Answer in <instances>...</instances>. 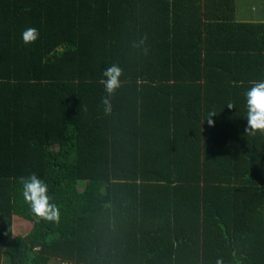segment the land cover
Segmentation results:
<instances>
[{"label": "trees", "instance_id": "obj_1", "mask_svg": "<svg viewBox=\"0 0 264 264\" xmlns=\"http://www.w3.org/2000/svg\"><path fill=\"white\" fill-rule=\"evenodd\" d=\"M235 8L0 0V264H264V132L245 131L264 21ZM32 173L57 222L25 202Z\"/></svg>", "mask_w": 264, "mask_h": 264}, {"label": "clouds", "instance_id": "obj_2", "mask_svg": "<svg viewBox=\"0 0 264 264\" xmlns=\"http://www.w3.org/2000/svg\"><path fill=\"white\" fill-rule=\"evenodd\" d=\"M39 35L38 29L29 27L23 31L22 40L24 44H33L39 38ZM102 75L106 77V79L101 80V83L105 86V90L109 94L113 93L120 86L119 77L122 75V69L113 64L105 68ZM245 95L247 106L246 133L254 135L257 131L264 132V82H254ZM104 104H108L106 98L104 99ZM227 107L233 108L234 105L228 103ZM215 114L213 112L207 118L209 125L214 124L211 117ZM18 180L22 185V196L37 220L57 222L60 217V210L55 203L50 202L51 197L48 194L47 183L35 173L28 176H20ZM217 264H222V260L218 259Z\"/></svg>", "mask_w": 264, "mask_h": 264}, {"label": "crops", "instance_id": "obj_3", "mask_svg": "<svg viewBox=\"0 0 264 264\" xmlns=\"http://www.w3.org/2000/svg\"><path fill=\"white\" fill-rule=\"evenodd\" d=\"M213 0H211L212 3ZM234 7L237 10V14L235 15V21H246L249 16L240 15L247 10H253L256 7V11L253 12V20L264 21V0H234ZM14 216V215H13Z\"/></svg>", "mask_w": 264, "mask_h": 264}, {"label": "rangeland", "instance_id": "obj_4", "mask_svg": "<svg viewBox=\"0 0 264 264\" xmlns=\"http://www.w3.org/2000/svg\"><path fill=\"white\" fill-rule=\"evenodd\" d=\"M82 183L83 182H81L79 184V187H78L79 189H82V187H83ZM31 226H32V222L31 221L26 220V219H24L21 216L14 215L13 219H12V234L14 236H16V235H24V234H26L29 231ZM58 263H59L58 260H54V261L50 262V264H58ZM60 264H63V263L60 261Z\"/></svg>", "mask_w": 264, "mask_h": 264}]
</instances>
